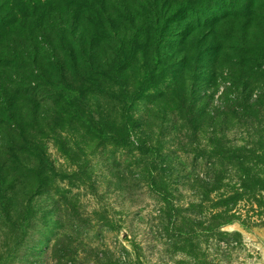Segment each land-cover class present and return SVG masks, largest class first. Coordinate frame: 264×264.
<instances>
[{"label": "rangeland", "instance_id": "374dc122", "mask_svg": "<svg viewBox=\"0 0 264 264\" xmlns=\"http://www.w3.org/2000/svg\"><path fill=\"white\" fill-rule=\"evenodd\" d=\"M196 1L198 9L207 4ZM82 22L95 31L99 58L111 59L114 41H103L104 25ZM198 69L201 118L190 120L162 87L142 89L129 110L127 136L124 96L109 79H96L100 87L85 97L103 117V139L58 117L57 99L40 89L39 112L49 120L33 139L47 159L46 180L38 185L33 156L9 164L14 201L9 219L0 211V264H264V105L249 120L215 110L231 82L228 69L217 72L218 88Z\"/></svg>", "mask_w": 264, "mask_h": 264}, {"label": "trees", "instance_id": "16d2710c", "mask_svg": "<svg viewBox=\"0 0 264 264\" xmlns=\"http://www.w3.org/2000/svg\"><path fill=\"white\" fill-rule=\"evenodd\" d=\"M111 2L114 7H110ZM198 2L0 0L1 214L9 219L14 201L9 196L13 188L9 164H15L22 155L33 156L39 161L33 169L38 185L46 180L47 159L33 139L42 130V123L49 120L45 112H39L42 104L36 97L40 89L51 91L57 99L61 109L58 117L66 115L100 139L107 136L103 117L88 107L85 98L89 88L100 87L98 79H109L123 93L125 124L137 94L142 89L157 91L161 87L178 97L190 120L201 118L195 109L198 95L194 88L201 80L200 65L206 70L208 86L216 88L217 72L228 69L225 75L231 82L223 87L222 101L215 110L225 107L248 120L255 112L260 113L264 91L260 88L253 95L257 87H264V0H203L207 4L199 9ZM206 6L210 12L217 6L220 13L211 15ZM83 20L87 25L103 24V41H114L108 61L99 58L101 47L92 37L95 31L86 28ZM188 37L192 43L187 45ZM76 53L82 55L81 60ZM188 77L193 97L187 91ZM132 83L136 92L129 93ZM237 100L239 106L234 108L232 103ZM206 115L215 121L211 109ZM130 130L126 124V136ZM26 172L30 174L28 169ZM28 216L26 212L25 218Z\"/></svg>", "mask_w": 264, "mask_h": 264}]
</instances>
